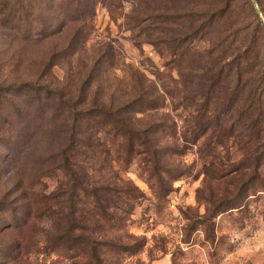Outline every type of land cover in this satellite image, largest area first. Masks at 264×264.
Wrapping results in <instances>:
<instances>
[{"label": "rangeland", "instance_id": "1", "mask_svg": "<svg viewBox=\"0 0 264 264\" xmlns=\"http://www.w3.org/2000/svg\"><path fill=\"white\" fill-rule=\"evenodd\" d=\"M194 1L199 2L99 4L82 47L59 54L40 78L72 99L76 111L129 102V122L151 128L155 157L139 146L128 149L110 125L94 121L84 134L96 143L91 149L80 145L72 157L85 172L81 182L96 193L79 185L70 193L72 234L92 240L102 264H264V185L261 178L240 191L236 185L255 174L252 165L239 163L250 164L245 157L264 136V89L257 133L195 132L200 115L221 107L229 90L231 43L247 31L259 37L264 75V0H237L233 14H224L198 37L186 35L173 49L157 40L181 28ZM160 14L167 22L158 19ZM172 16L178 19L169 20ZM64 42L63 35L14 42L16 57L7 62L12 47L0 41V84L34 80ZM209 65L212 75L223 67L212 82L205 73ZM22 99L0 96V264H91L84 242L60 234L67 224L60 211L70 208L68 179L58 165L68 108L55 97ZM238 103L224 121L231 122L232 113L237 117ZM13 105L21 107L18 117L8 112ZM10 121L16 126H8ZM102 185L110 188L104 191ZM42 193L52 200L44 204ZM234 200L237 205H230ZM102 207L110 211L108 217Z\"/></svg>", "mask_w": 264, "mask_h": 264}, {"label": "trees", "instance_id": "2", "mask_svg": "<svg viewBox=\"0 0 264 264\" xmlns=\"http://www.w3.org/2000/svg\"><path fill=\"white\" fill-rule=\"evenodd\" d=\"M240 1L250 2L251 4V0ZM194 2V6L184 13L186 21L181 24V28H177L176 30L171 29L167 35L163 33L164 39L158 38L157 40L163 41L173 49L186 35L198 37L199 34H203L206 31L209 32L212 24L220 17L224 16V14L234 13L237 0H199V2ZM257 2L261 4V0H257ZM116 3L119 4V0H0V36H4L0 41L4 42L6 49L10 50L14 42L41 41L48 38L55 39L61 35L65 37L62 47L51 52L50 56L42 64L40 73L34 80L9 83L6 86L0 84V96L10 94L14 97H23V102H38L40 95L45 98L55 97L57 102L61 103V107L63 105L68 108L66 117L62 119L63 127L60 130L64 134V140L59 149L60 161L58 165L68 179L67 191L69 193L70 208H67V211L64 212L60 211V214L66 219L67 223L61 225L63 231L60 234H62V238L66 241L73 243L84 242L86 245L85 249H88L86 253L91 264H102V262L96 254L97 249L92 240L87 237H84L83 240H77V236L72 234L74 229L72 212L74 209L71 208L73 200L70 193H74L77 185L81 186L85 192H90L93 195L96 193L94 190L88 191L86 189L87 186L81 182V176L85 172L79 168L80 164L73 160L72 157L76 155L75 153L80 145L91 149L96 143L90 139V135L84 134L88 131L87 124L93 121L97 124L110 125L117 134H120L126 140L128 149L133 150L134 147L139 146L155 157V147L152 144L153 139L148 134L151 128L135 127L129 122L126 116L132 109L130 104H128L129 102L117 106L100 105L97 108L83 107V109L76 111L71 103L72 99L62 95L61 91L49 86L48 83L40 81V78L44 75L45 69H50L56 63V57L59 54L60 56L73 54L82 47L87 37L88 23L92 19L97 5L105 4L109 6ZM136 12L134 15L139 21L141 19L139 16L140 11L136 10ZM149 17L151 16H144L142 19L146 20ZM158 19L167 22V18L162 14H160ZM175 19L178 18L172 16L169 20ZM257 23L259 24V20ZM248 33L247 31L242 36L236 38L237 44L231 43L230 56L232 55V57L229 60L230 79L228 93L219 105L221 107L214 110L211 115H205L204 118L200 115L201 120L199 121L198 129L195 131H198V135L206 133L207 130H211L218 137L222 133L228 130L232 131L233 129L249 132L256 129L258 132L259 118L257 116L261 108V86L262 90L264 89V75L261 78V43L258 41V36L256 37V35ZM237 45L239 48L242 47V49L236 52ZM250 52H252V55ZM13 57H16L14 47L11 48V51L4 59L7 62H11ZM213 69L209 65L205 71V73H210L208 77L211 82L217 77L216 74L222 75L223 72V67L219 66L217 73L212 75L214 73ZM199 79L202 84V81H205L204 75ZM209 86H213L212 83ZM239 101L243 103H238ZM236 103H238V108L236 109H239V116L237 115L236 117L232 113L231 117L234 119L231 122L224 121L223 118L226 117L227 113L230 115L232 106L236 105ZM20 110V105H13L8 112L14 117H18ZM241 110L246 112L247 115L242 116ZM251 113L254 115L253 117L249 115ZM10 122L11 125L8 126H16V122ZM257 132L255 131V133ZM96 141L101 145L98 138H96ZM245 158L251 160L250 164H239L241 167L252 165V171L255 174L254 176L249 175L246 179L240 180L236 184L238 191L246 189L247 185L250 186L252 179L261 178V185H264V136L260 134L256 138L253 150ZM239 168L236 167L235 169ZM259 168H261V173ZM102 188L104 191H108L110 187L109 185H102ZM40 195L44 204L52 200L51 196L43 193ZM106 200L108 202V199ZM230 205L236 206L237 201L234 200ZM49 213L51 216L54 215L57 220L62 219L54 211H49ZM102 213L105 217H108L110 211L102 207Z\"/></svg>", "mask_w": 264, "mask_h": 264}]
</instances>
